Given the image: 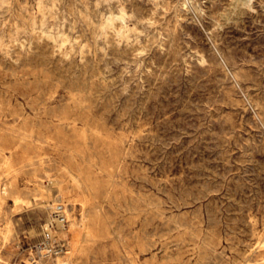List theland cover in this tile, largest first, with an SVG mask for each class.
<instances>
[{
    "label": "rangeland",
    "instance_id": "obj_1",
    "mask_svg": "<svg viewBox=\"0 0 264 264\" xmlns=\"http://www.w3.org/2000/svg\"><path fill=\"white\" fill-rule=\"evenodd\" d=\"M0 264H264V0H0Z\"/></svg>",
    "mask_w": 264,
    "mask_h": 264
},
{
    "label": "bare ground",
    "instance_id": "obj_2",
    "mask_svg": "<svg viewBox=\"0 0 264 264\" xmlns=\"http://www.w3.org/2000/svg\"><path fill=\"white\" fill-rule=\"evenodd\" d=\"M67 222H68V212H67L66 204L63 201L55 202L53 204L52 215L49 218V220L45 223V226L43 227V232H42V236H43V239L45 240V245L47 247L52 245V244H49V245L47 244V241H46L47 238H49L50 240L57 239L58 237L57 228L61 229V227H64Z\"/></svg>",
    "mask_w": 264,
    "mask_h": 264
}]
</instances>
